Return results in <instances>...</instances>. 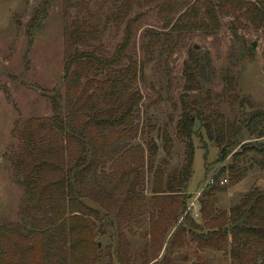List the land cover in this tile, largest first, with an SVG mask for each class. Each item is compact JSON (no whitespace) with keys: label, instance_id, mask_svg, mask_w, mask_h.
<instances>
[{"label":"trees","instance_id":"obj_1","mask_svg":"<svg viewBox=\"0 0 264 264\" xmlns=\"http://www.w3.org/2000/svg\"><path fill=\"white\" fill-rule=\"evenodd\" d=\"M64 2L65 61L62 84L48 95L51 115L17 121L11 134L16 144L4 155L25 197L13 225L0 227V264H176L175 251L189 245L196 248V260L186 257V264H207L201 258L205 252L223 255L230 264H264V191H252L236 207L218 211L217 197L227 188L213 178L198 199L199 218L190 208L186 192L195 174L193 115H199L191 105L184 108L176 128V137L188 141L184 170L171 176L164 168L155 171L159 145L136 123L143 101L138 90L143 64L128 55L135 8L157 9L163 26V31L143 34L147 51L178 35L172 57L180 40L216 34L225 17L263 31L264 0H103L96 12L97 0ZM42 6L30 20L39 24L36 34L49 15V3ZM112 27L123 28L124 35L110 54L102 40ZM193 52L185 66L186 97L201 91ZM205 120L204 129L218 145V161L240 145L244 129L250 139L257 136L255 142L264 140L263 115L250 116L234 134L221 116ZM162 137L163 149L171 155L173 138L167 131ZM251 152L258 159L250 164L264 173V147L235 154L227 169L229 187L245 179L248 170L240 167L238 157ZM163 164L168 166L167 161ZM145 221L150 245L133 258L132 242ZM106 236L110 244L103 248L100 238Z\"/></svg>","mask_w":264,"mask_h":264},{"label":"rangeland","instance_id":"obj_2","mask_svg":"<svg viewBox=\"0 0 264 264\" xmlns=\"http://www.w3.org/2000/svg\"><path fill=\"white\" fill-rule=\"evenodd\" d=\"M97 1L94 12L103 2ZM45 2L49 3V15L36 34L39 24L30 20L38 9L44 7L40 5ZM107 6L106 3L104 11L108 16ZM64 8V0H0V227L13 225L25 197V189L4 157L16 144L11 137L14 124L31 117L51 115L48 95L62 84L65 61ZM136 17L134 41L128 52L131 58L143 64V76L138 84L143 101L136 113V123L146 128L145 134L149 130V138L159 145L155 171L157 167L164 168L166 175L171 176L174 171L182 172L186 165L188 141L181 142L176 137L183 110L189 104L198 111L199 115H193L196 121L193 136L195 174L186 193L190 196L189 204L194 216L199 218L198 199L207 188L208 181L213 178L228 181L227 169L235 154L244 156L246 150L264 147V140L255 142L257 136L250 139L251 136L244 129L239 139L240 145L235 146L227 159L218 161L220 152L215 136L208 135L204 129L205 119L210 116H221L231 124L232 134L242 123L248 122L250 116H264V30L256 31L250 24L235 21L232 16L225 17L220 20L221 29L216 34L200 33L184 37L170 57V52L178 43L176 34L168 43L164 42L166 44L151 52L144 46L142 36L145 32L152 29L163 31L158 10L135 8L131 18ZM123 35V28L120 31L109 28L102 40L103 48L113 54ZM191 51H194L191 57L197 63L201 91L186 97L188 75L185 66L189 63ZM61 88L64 91L63 86ZM164 131L173 138L171 155L163 149ZM251 159L257 160L258 155L251 152L244 158L238 157L240 167L248 170L240 184L236 187H229L228 182L219 185L227 189L217 197L218 211H229L236 207L252 191H264V173L252 162L250 164ZM163 161H167L168 166L165 167ZM152 175L146 180L148 200L152 198ZM148 214L149 210L145 215L147 218ZM148 232L149 223L145 221L137 233L139 236L132 242L133 258L145 250L146 243L150 245ZM100 241L103 248L110 244L109 236L100 238ZM165 252L164 249L159 258ZM195 253L196 248L189 245L176 250L174 260L176 264H186V257L196 260ZM201 258L207 264H230L223 255L211 252L202 253Z\"/></svg>","mask_w":264,"mask_h":264},{"label":"built area","instance_id":"obj_3","mask_svg":"<svg viewBox=\"0 0 264 264\" xmlns=\"http://www.w3.org/2000/svg\"><path fill=\"white\" fill-rule=\"evenodd\" d=\"M225 183H227V181L226 180H222L221 182H220V184H225ZM208 184H213V180H210L209 182H208Z\"/></svg>","mask_w":264,"mask_h":264},{"label":"water","instance_id":"obj_4","mask_svg":"<svg viewBox=\"0 0 264 264\" xmlns=\"http://www.w3.org/2000/svg\"><path fill=\"white\" fill-rule=\"evenodd\" d=\"M253 46H254V47H256V45H255V44H254Z\"/></svg>","mask_w":264,"mask_h":264},{"label":"crops","instance_id":"obj_5","mask_svg":"<svg viewBox=\"0 0 264 264\" xmlns=\"http://www.w3.org/2000/svg\"><path fill=\"white\" fill-rule=\"evenodd\" d=\"M195 210H196V208H195Z\"/></svg>","mask_w":264,"mask_h":264}]
</instances>
